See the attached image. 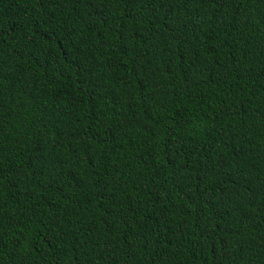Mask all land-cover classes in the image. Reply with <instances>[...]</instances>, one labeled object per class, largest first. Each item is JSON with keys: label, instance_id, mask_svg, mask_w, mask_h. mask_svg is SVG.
<instances>
[{"label": "trees", "instance_id": "16d2710c", "mask_svg": "<svg viewBox=\"0 0 264 264\" xmlns=\"http://www.w3.org/2000/svg\"><path fill=\"white\" fill-rule=\"evenodd\" d=\"M0 264H264V0H0Z\"/></svg>", "mask_w": 264, "mask_h": 264}]
</instances>
